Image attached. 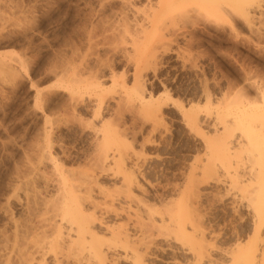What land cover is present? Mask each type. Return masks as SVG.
<instances>
[{"label": "rangeland", "instance_id": "rangeland-1", "mask_svg": "<svg viewBox=\"0 0 264 264\" xmlns=\"http://www.w3.org/2000/svg\"><path fill=\"white\" fill-rule=\"evenodd\" d=\"M88 1L0 0V53L3 51L1 57L7 55L6 59L8 56L10 60L14 58L15 61L12 59L14 63L17 59L24 58L22 59L26 60L24 62L26 66H24L27 70L29 69L26 72L23 66L20 68L23 76L21 77V73H19L20 77L14 76V79L0 73V264L6 263L9 252L11 255L10 250L19 247V245L26 244L27 246L31 239L35 241L36 238V241L41 240L40 242L45 240L43 243L45 245L47 243L49 246L53 233L51 228L49 229L52 231L47 229V234H41L39 231L38 234L34 230V233L31 231V234L25 226L28 223L29 225L33 224L31 222L38 223L36 221L41 218H37L36 215L41 217L42 214L47 213L48 215L43 216L48 218L49 214L51 215L57 207V202L51 199L54 191L51 190L52 186L49 184L51 183L49 180L62 179L58 174L61 170L68 180H93L91 186L94 189L90 190L91 200L88 199L89 197L85 200L86 203L91 202L90 204L85 203V208L89 210V213L93 212L99 220H104V223L119 225L123 230L127 229L131 235H134L138 228L134 229V226L131 225L134 224L136 216L133 210L125 207L123 202L125 199L122 197V191L120 192L123 190L121 185H123L126 176L130 174L134 180L138 181V188L136 184L133 185L136 198L140 197L137 200L142 199L141 202L144 201L145 204L147 202L148 206L152 205L151 207L157 210L151 209L155 212L159 211L160 214L162 212L165 214L167 200L176 197L180 188L184 189V201L190 199L189 203L191 202L193 205L191 206L193 217L195 216L194 219L199 224V228L196 232L194 231L195 233L192 231V234L195 235L196 241L199 240L206 245L204 247L207 257L196 264H230V252L236 244L238 242L245 243L248 239L253 238L254 232L251 223L254 212L253 208L247 210L241 206V203L245 205L247 203L245 196L248 195V191L240 189L236 184L233 185V182L236 181L230 180V177L225 175L223 168L219 169L221 167L219 161H216L217 164L219 163L216 165L218 166L216 175L208 177L207 173H203L202 167L210 162L212 153L211 147L206 145L205 137L214 135V126L220 127V120H217L216 117V105L220 102L223 103L224 95L228 94V97H232L233 91L235 92L244 84L245 67L264 75V42L262 48H259L252 41V43L244 41L243 36H250V34L243 27L241 30L244 32L241 31L242 38L238 39V42L229 31L231 28L227 24H215L202 20L193 25L188 24L185 38L184 28L179 31L182 34L177 32L178 35L176 33V36L172 34L173 36L165 38L167 40H164L162 45L160 44L162 47L157 52L155 63L154 59L149 65L144 63L142 68L135 72L131 68V64L126 63V61L129 62L126 53L125 55L124 53H112L113 51L108 47V49L97 51L96 55L90 54L86 37H84V35L86 36ZM74 18L75 21H73ZM75 24L77 29L74 28ZM235 41L240 43L237 45V49L234 47L236 46L234 45ZM188 43L189 45H187ZM101 59L105 60L104 62L107 60V64L111 63L110 69H104L105 67L103 69L100 67L101 70L98 69ZM60 63L65 66L63 69L60 67L63 71L67 66L71 68L66 70L71 74H73L72 72L79 73L85 66L87 68L90 66L91 68H88L90 71L95 69L91 74L104 73V75H108L113 67L114 72L119 74V76L116 74V80L118 77L121 78L117 80L116 84L122 80V77H125L128 78L126 80L131 86L133 85L131 81L135 82L138 78L137 80L154 97L163 95L160 117L156 122L145 119L142 113L139 114L140 109L137 104H135L136 107L132 106L125 99L118 104V93L121 92V88L118 87L121 86L120 84L113 85L114 88L111 85L110 88L113 89L102 93V99L100 97L103 103L101 113L106 118L108 117V123L112 124L111 127H116L120 133L123 144L118 146V152L123 156L122 160L125 164L121 160L116 162L117 164L111 161L112 164L109 162L111 166L108 163L104 166L107 167L104 168L105 170L102 166L100 167V164L99 167L95 165L94 156L97 154L94 153L95 146L93 139L91 140L93 130L88 124L89 118L93 119L91 116L93 110L86 108V104H89L93 99H89L88 90H81L82 92L76 98L78 99L84 93V97H81L83 104L78 105L77 109L80 108L78 112L76 109V113H72L74 109L71 104H74V101L71 103L68 100L69 93L64 92L58 86L59 82L55 76L58 71L62 72L61 69L56 72ZM91 74L86 73V76H92ZM135 74L138 76L137 78L134 77ZM59 78L58 80H60ZM137 80L136 82H138ZM57 83L58 85H56ZM38 89H41V94L42 89L48 90L50 93L44 92L45 94L40 95L37 93L40 92ZM231 93L233 94L231 95ZM167 96H169L168 100ZM208 98L212 103L211 106L205 105ZM85 100L88 102L85 103ZM191 104L195 105L194 113L200 114L201 119H204L201 121L203 122L201 130L195 129L196 127L191 129L186 125L180 105L188 107ZM71 107L72 109H70ZM83 107L90 112L84 110ZM78 113L82 115L81 118ZM93 120L95 121V119ZM94 121L93 123H96L97 119ZM115 147L111 151H114ZM53 164L60 165L59 172L56 171ZM193 164L199 166L194 171L197 176H195L196 180H189ZM239 164L243 167L242 162ZM239 171L243 172L245 169H239ZM113 194L119 197L121 195V197L114 198ZM106 195H111L115 199L113 205H110V202L106 204L107 197L104 198ZM236 195L237 197H235ZM94 200L96 201L95 206L92 202ZM235 200L239 201L236 202L239 206L233 202ZM31 210L37 214L34 215ZM40 212L41 214H38ZM128 212L129 214L133 213L132 216H135V220L128 218ZM166 213L170 215L169 212ZM156 214L157 212L155 216ZM160 214H157V218L163 215ZM167 214L164 215V218L169 217ZM186 226L190 229V220L186 222ZM168 228L167 231L171 229ZM102 229L104 228L100 227V232ZM162 231L164 233L165 228ZM171 233L169 231L166 234ZM174 233L169 235L170 238L164 237L167 241H163V238L157 240L158 243L155 245L158 248L153 246V250L152 248V251L149 250L153 256L157 254L154 257L160 258L158 260L148 258L150 264L191 263L193 256L186 252L190 244L184 241V249L180 247L175 242ZM36 234L38 236H35ZM166 234L164 233V235ZM105 235L99 236L100 242L104 245L105 263L103 262V264H131L119 256L123 253V248L120 246L122 244L116 242L115 238H111L110 235ZM260 235L263 240L264 226L261 228ZM173 238L174 240H170ZM34 241H31L30 244ZM63 243L62 246L67 247V243ZM108 246L112 247L111 251H107ZM69 255L64 257L61 264H102L89 251H85L83 256L73 255V253ZM48 257H50L48 262L54 261L52 253ZM13 260L12 262H14ZM51 263L53 264V262ZM9 264L11 263L9 262Z\"/></svg>", "mask_w": 264, "mask_h": 264}, {"label": "bare ground", "instance_id": "bare-ground-1", "mask_svg": "<svg viewBox=\"0 0 264 264\" xmlns=\"http://www.w3.org/2000/svg\"><path fill=\"white\" fill-rule=\"evenodd\" d=\"M88 2L89 7L86 5L88 7V9L86 10V36L84 35V37H86L85 39L88 44L86 42L85 43L88 45V48L91 52L90 54L96 55L97 51L105 48L108 49V47L113 51L112 53H124V55L126 53V56L129 57V62L126 61V63H130L132 66L131 68L135 72L140 70L144 63L149 65L151 64L153 59V62L155 63V60L157 59H155V57H157V52L159 51V49H161L163 41L167 40L165 38H168L169 36L171 37L173 35L176 36L177 32L182 34L179 31H181L183 28L185 38L188 24L193 25L196 22L198 23V21L202 20L210 21L215 24H227L231 28V30L229 31L232 32V35H234L233 37L237 41L238 39L242 38V32L244 31L241 30V28L243 27L247 29L250 34V36H243L244 41L248 43L254 42L255 46L257 45L259 46V48H262V44L264 42V0H89ZM73 21H75V18L73 19ZM76 24L78 26V22ZM76 24L74 28H76ZM74 28L72 29L73 32ZM238 42L235 41V49H237V45L240 44ZM187 45H189V43ZM2 52L0 53V73L5 74L7 77H13V79L14 76H16V78L20 76L22 77V69L20 70V68L25 65L24 62H26V60H22L24 58H20L21 60L17 59L14 63L12 62V59L14 58H11L10 60V57L8 56V60V58H5L7 55H3L4 57H1ZM104 61L105 60L103 59L100 60L98 69H100V67L102 69L104 67V69H110L109 66L111 63L107 64V60L106 62ZM62 63H60L61 65L57 67L56 72L57 70L61 69L60 67H62V69L63 67L65 68L66 64L63 63L65 66H62ZM128 64L126 65L129 66L130 64ZM112 65L114 66V64ZM67 67L66 70L71 69ZM88 68L90 69L91 67L88 66ZM88 68L87 66H85V68H83L85 70L82 69L79 73L72 72L73 74H71L70 72H66L65 69L64 71L61 69L62 72L58 71L57 73H55V76L57 77V82H59V85L58 83L56 85H58L62 90H64V92L69 93L71 100L70 98L68 100L71 101V103L72 101H74V104L70 103L71 106L73 105L74 109V111L72 110L73 112L70 110L72 113H74L75 110L78 108V105L80 106V103L83 102V99L81 100V97H84V93L79 97L80 99L78 98L81 101H79L76 96L82 92L81 90H88L87 92H89L88 95L90 96L89 99L92 98L93 100H91L89 104H86V108L88 107V109L93 110V115L91 116L93 117V119H95V121L97 119L96 123H93L94 120L91 118H89L90 122L88 119H86L88 120V124L91 126V130H93V138L91 136V140L93 139L95 146L94 153L97 154L96 156H94V163L95 165H97V167H99L100 164V167L102 166L103 170H105L107 167L104 166H106L107 163L108 165H110L109 162L111 161L118 163V161L120 162L121 160L123 161V164L125 163L124 160H122L123 156L118 152V146L123 144V140L120 137V133L116 127H111L112 124L110 125L108 123V117L106 118L103 113H101V107L103 104L101 99L102 95L104 94V91L107 92L109 91L108 89H113L115 87H113V85L118 86V84H120L121 86H118L119 88H121V92L118 93L120 95H118V104L121 100L124 99L127 101V103H130L132 106L137 104V107L139 106L140 109L139 114L142 113V115L144 114L143 116L145 117V119L147 118L148 120L150 119L156 122L160 117L159 113L162 109L161 102H163V95L154 97L153 94L148 92L139 82V80H137L138 76L136 74L134 75V77L137 78L136 80L139 83L136 82V80L135 82L131 81L133 82V85L130 84L131 86H129L128 81L126 80L128 78L125 77H122V80L118 84H116L117 80H119L120 77H118V79L116 80L117 73L114 72L115 70H113V67L111 68V73H109L108 75H104V73H99L101 77L99 76V74L96 73L98 70L95 72L96 75H93L91 73L92 71L94 72L95 69H91L90 71ZM28 70L25 68L26 72ZM245 70L246 73L244 76V84H242L241 87L237 88L235 92L233 91L234 94L231 93V95L233 94L232 97H228V94L224 95L223 103L220 102L218 103V105H216V117L218 118L217 120H220V127L214 126V135L212 137L208 136V138H206L207 136L205 137L204 135L205 139L208 142V144L206 142V145H208L209 148L211 147L212 149V161L210 160V162H208L209 164H205L202 169L203 173H207L206 175L208 177L209 175H216V171H218V168H216L218 166L216 165H219V163L217 164L216 161H219V166H221L219 169L223 168V171H225V175H228L227 177H230V180L236 181L233 182V185L236 184L240 189L248 191V195L245 196L247 199V203L246 205L241 203V206H244L247 210L249 208H253L254 213L252 216L251 223L254 232L253 238L248 239L247 241H245V243L238 242L236 244L235 248H233L230 252L231 257L229 263L264 264V239L262 240V238H260V231L261 228L264 226V75H260L259 72L256 73L257 71L255 72V70L253 71L249 67H245ZM19 73H21L22 75L20 74L19 76ZM86 73H89L92 76H86ZM117 75L119 76V74ZM58 77H60V80H58ZM110 86L113 88H110ZM38 91H40L37 92L40 95H42L44 92L50 93L48 92V90L43 89L42 94L41 89H38ZM120 93L126 94L122 96ZM93 97H96L97 99H94ZM168 97L169 96H167V100ZM62 98L64 99L65 97ZM40 99L42 98L40 97ZM88 100H85V103H87ZM205 103V105H212L209 98ZM221 104H223V106H221ZM86 108L83 107L84 110ZM70 109H72V107ZM79 109H77L76 111L78 112ZM88 109H86V111ZM180 109L185 118L186 125L190 126L191 129L194 127H196L195 129L198 128V130L202 129L201 123L203 122L201 121H204V119H201V117L199 116L200 114L194 113V104H191L188 107L180 105ZM88 111L90 112V110ZM78 114L79 118H81L80 116L82 115H80V113ZM114 146H116L114 150L117 151L116 153L114 151H111ZM239 162L243 163V167L239 164ZM53 165L56 171L59 172L60 165ZM194 165L196 164H193L192 170L189 174V180H196L195 176L197 175L194 171H196V168L198 169L199 166ZM243 168L245 169V171L240 172L239 169L241 170ZM58 174L62 177V179L49 180L51 181V183H49L52 186L51 190L53 189L54 191H52L53 195L51 199L57 202V207L54 209L51 215L49 214L48 218L46 216H43L45 214L48 215L47 213L42 214V218L41 215V217H39V215H36L37 213L34 214L31 210L37 218L41 219L39 221H36L38 223L34 224V222H31L33 224L29 225L28 223L25 226L26 230H30L29 233H31V231L32 233H34V231L38 233L39 231L41 232V234H47V229L51 228L53 231L51 229L49 230H51L53 233L51 234L52 240L49 241V246H47V243L46 245L43 243V241H45L43 239L42 242H40L41 240L36 241V238L35 241L34 239H31V241L34 242L30 244V241V245L28 244L29 246H26V244H24L25 246L19 245V247L10 250L11 255L9 252V256L7 255L8 259H5L6 263L1 264H9V262L11 264H52L51 262H53V264H61L64 260V257L70 256L69 254L73 253V255L80 256L85 251H89L90 253H92L94 257L100 263L103 264L105 260V254L103 249L104 245L100 242L101 240L99 239V236H106L105 234L110 235L111 238H115L116 242L122 244L120 246H122L123 248V253H121V255L119 256L131 262V264H150L147 260L148 258H154L155 260L160 259L154 257L157 254H154L153 256L152 253H149V250H151L153 246L157 247L155 245L158 243L157 240L163 238V241H167L164 237L168 236L167 238H170L169 235H173L172 233L174 232L175 242L178 243L180 247L184 249V241H187L188 244H190L189 248H187L186 251L189 252V254L191 253V255L193 256V259L192 261H190V264H196V262L199 263V261L201 262L205 257H207L205 253V243L202 244L199 240L196 241L194 237L195 235L192 234V231L193 233H195L196 230L199 228V224L194 219L195 216L193 217L191 210L193 209L191 207L193 205L191 202L189 203L190 199L184 201V189L181 190L180 188L179 194H177L176 197L167 200L168 202L166 203V211L164 209L163 210L165 211V214H167L166 212H169L170 215L167 214L169 217L164 218V212H162V215L159 211H156L158 215H162L157 218V214L155 216L156 212L153 210L156 208L151 207L152 205L148 206L147 202L146 204L144 203V201L141 202L142 199L137 200V198L140 197L136 198V195L133 192V185L136 184L137 186L138 181L134 180L133 177L130 176V174L126 176V178H124L125 180H123V183L121 182L123 184L121 185L123 187V190H119L120 192L122 191V197H124L125 199L123 201L126 205L125 207L129 210H133V213L136 216L135 220V216H132L133 213L129 214L128 212L127 214L129 215L128 218L135 220V222L133 221L134 224H131L134 226V229L135 227L138 228V231L134 230L135 234L131 235V233H129L127 229L123 230V228H120L119 225H116L114 223L107 224V222L104 223V220H99V218L96 217L93 212L89 213V210L85 208V200H87V197H89L88 199L91 198L90 190L91 188H93L91 186L93 180H68L63 174L62 170ZM87 177L89 178V176ZM84 179H86V177H84ZM112 196H114V194ZM112 196L106 195L104 197H107L105 201L106 204H108L107 202H110V205H113V202L115 201L114 198L119 197L114 196L113 198ZM92 197L94 198V196ZM235 197H237V195ZM90 202L87 203L90 204ZM92 202H94L93 206H95L96 201L94 200ZM233 202L236 203L239 201L235 200ZM234 203L233 205L235 206ZM36 208L38 207L36 206ZM123 213L125 212L123 211ZM38 214H41V212ZM186 220H190V229H188L186 226ZM17 226L18 225L16 224V228ZM99 226L104 228L101 230L102 232H100ZM158 227H161L162 230H164L165 228V234H168L169 231L172 233L169 235H164L163 231ZM168 227L171 229L167 231L166 229ZM159 230H161L162 232ZM35 236L38 235L36 234ZM170 240H174V238ZM63 242L67 243V247L62 246ZM111 248V246H108L107 251H111ZM160 249H162V247H160ZM5 250L7 251V249ZM51 253L53 255L54 261L48 262V258H50L48 256H50ZM12 260L14 262H12Z\"/></svg>", "mask_w": 264, "mask_h": 264}]
</instances>
